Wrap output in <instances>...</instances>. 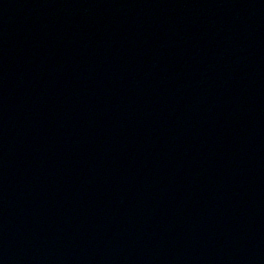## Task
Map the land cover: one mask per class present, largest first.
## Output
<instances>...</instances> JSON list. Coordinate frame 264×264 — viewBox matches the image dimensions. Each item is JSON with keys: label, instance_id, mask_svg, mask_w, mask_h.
<instances>
[{"label": "water", "instance_id": "obj_1", "mask_svg": "<svg viewBox=\"0 0 264 264\" xmlns=\"http://www.w3.org/2000/svg\"><path fill=\"white\" fill-rule=\"evenodd\" d=\"M0 264H264V0H0Z\"/></svg>", "mask_w": 264, "mask_h": 264}]
</instances>
